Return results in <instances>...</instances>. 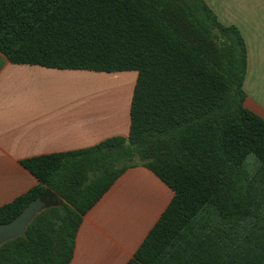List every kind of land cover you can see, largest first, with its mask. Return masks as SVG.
I'll list each match as a JSON object with an SVG mask.
<instances>
[{"label": "trees", "instance_id": "obj_1", "mask_svg": "<svg viewBox=\"0 0 264 264\" xmlns=\"http://www.w3.org/2000/svg\"><path fill=\"white\" fill-rule=\"evenodd\" d=\"M0 52L137 72L128 136L21 162L38 184L0 223L37 198L46 207L0 246V264H70L84 216L137 166L173 197L127 264H264V119L245 107L243 36L204 0H0Z\"/></svg>", "mask_w": 264, "mask_h": 264}, {"label": "crops", "instance_id": "obj_2", "mask_svg": "<svg viewBox=\"0 0 264 264\" xmlns=\"http://www.w3.org/2000/svg\"><path fill=\"white\" fill-rule=\"evenodd\" d=\"M204 1L222 25L235 26L243 36L245 107L264 119V0ZM136 80L135 71L13 64L0 52V207L38 184L23 160L128 136ZM83 82L95 84L92 108L80 105ZM112 83L126 88L110 90ZM172 197L145 167L129 169L84 216L70 264H127Z\"/></svg>", "mask_w": 264, "mask_h": 264}, {"label": "water", "instance_id": "obj_3", "mask_svg": "<svg viewBox=\"0 0 264 264\" xmlns=\"http://www.w3.org/2000/svg\"><path fill=\"white\" fill-rule=\"evenodd\" d=\"M54 200L61 203L59 196L55 195ZM49 200V197H47ZM46 202L42 198H37L29 203V205L12 221L0 223V246L9 240H13L19 236H26V228L31 221L43 211Z\"/></svg>", "mask_w": 264, "mask_h": 264}, {"label": "rangeland", "instance_id": "obj_4", "mask_svg": "<svg viewBox=\"0 0 264 264\" xmlns=\"http://www.w3.org/2000/svg\"><path fill=\"white\" fill-rule=\"evenodd\" d=\"M96 85H98V83ZM94 86H95L94 83L83 82L82 88H81L82 89V102L80 103V105H82V108H86L87 109V108H92V107L95 106V102L93 101V98L90 97V93L92 92V88H94ZM121 87L122 88H124V87L126 88V86H123V84L112 83V85H110L109 89L110 90H116V89L121 88Z\"/></svg>", "mask_w": 264, "mask_h": 264}]
</instances>
